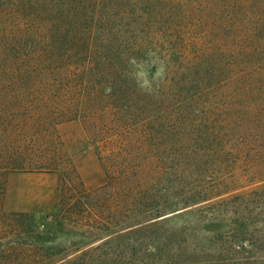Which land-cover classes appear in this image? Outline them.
<instances>
[{
    "label": "trees",
    "instance_id": "1",
    "mask_svg": "<svg viewBox=\"0 0 264 264\" xmlns=\"http://www.w3.org/2000/svg\"><path fill=\"white\" fill-rule=\"evenodd\" d=\"M72 122L107 179L85 194ZM14 172L102 230L264 178V0H0V195ZM37 228L0 206V264H42Z\"/></svg>",
    "mask_w": 264,
    "mask_h": 264
},
{
    "label": "rangeland",
    "instance_id": "2",
    "mask_svg": "<svg viewBox=\"0 0 264 264\" xmlns=\"http://www.w3.org/2000/svg\"><path fill=\"white\" fill-rule=\"evenodd\" d=\"M56 134L84 194L107 181L78 123ZM60 185L58 173L14 172L0 195L3 211L30 215L38 227L37 244L49 251L42 264H264V178L113 230L58 218Z\"/></svg>",
    "mask_w": 264,
    "mask_h": 264
}]
</instances>
